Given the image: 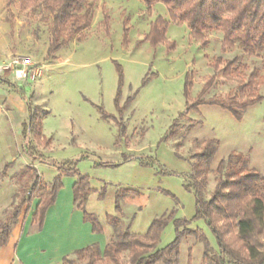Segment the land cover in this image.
Returning <instances> with one entry per match:
<instances>
[{
    "label": "rangeland",
    "instance_id": "374dc122",
    "mask_svg": "<svg viewBox=\"0 0 264 264\" xmlns=\"http://www.w3.org/2000/svg\"><path fill=\"white\" fill-rule=\"evenodd\" d=\"M89 2L93 14L82 39H72L48 57L51 16L41 0L25 4L0 0V64L16 56L28 57L34 63L38 74L13 83L23 90L27 101L38 107L43 134L50 139L47 147L32 142L45 159L32 162L20 151L21 128H11L14 153L7 160L14 162L0 184V221L19 203L24 184H31V166L48 183L60 174L59 166L71 164L75 172L88 176L94 192L88 196L85 210L94 214L103 227L100 236L90 237L88 225L73 203L76 174L62 175L58 202L48 217L46 214L42 232L34 236L35 226L30 223L37 199L29 209L22 207L16 249L23 236L27 238L21 242L19 255L15 250L13 264H60L62 255L77 261L73 252L64 253L94 241L103 245L112 234L107 215L119 217L137 234H144L156 217L171 215L158 249L173 241L175 219L191 220L189 228L202 230L216 249L215 238L205 222L192 220L194 194L185 188L190 184V156L199 151L202 141H217L206 176L205 199L214 191L218 164L227 161L229 154L245 156L248 168L264 175V64L260 55L245 54L236 46L223 50V35L215 29L204 33L207 45L203 46L189 35L184 23L171 22L166 40L154 46L145 37L157 16L169 19L163 3L147 9L142 0ZM234 56H240L241 63L232 79H226L220 70L224 60ZM217 57L222 59L220 63H216ZM254 70L259 72L256 93L263 98L247 107L241 118L217 105H201L178 120L179 135L169 136V128L185 111L186 103L229 94L245 100L249 93H239L241 83H247ZM186 80L190 82L187 94ZM118 92V106L126 105L121 115L115 103ZM129 97L132 101L125 104ZM6 103L0 101L2 109L8 106ZM103 114L120 120L124 134L113 119ZM7 160H2L0 167ZM125 189L138 194L119 200L117 211L116 195ZM234 236L232 233L227 239L245 255ZM202 252L201 242L184 237L178 264H204ZM126 259L123 253L122 260Z\"/></svg>",
    "mask_w": 264,
    "mask_h": 264
},
{
    "label": "trees",
    "instance_id": "16d2710c",
    "mask_svg": "<svg viewBox=\"0 0 264 264\" xmlns=\"http://www.w3.org/2000/svg\"><path fill=\"white\" fill-rule=\"evenodd\" d=\"M11 1V0H9ZM30 0H20L25 4ZM51 16L50 40L47 56H53L72 39H82L83 32L90 26L93 5L89 0H41ZM147 9L156 3H163L168 11L169 19L157 16L151 22L150 29L145 37L152 45L166 40V31L169 24L184 23L189 35L207 45L204 33L210 29L222 33V49L238 47L248 55H260L264 64V0H142ZM107 19V15H105ZM106 23V20H105ZM222 59L216 58V63ZM225 66L220 70L226 79H232L241 63L240 56L224 60ZM259 72L254 70L249 75L247 83H241L239 93H249L245 100H238L234 94L215 100H201L188 104L185 111L169 128L170 137L180 134L178 120L185 117L190 110H196L201 105H217L229 111L235 118H241L242 112L249 106L262 100L263 96L257 94V79ZM210 84V83H209ZM208 85V84H207ZM206 85V86H207ZM190 82H185V92L188 93ZM119 92L115 103L119 115L124 107L118 106ZM132 101L129 97L125 104ZM28 116L22 123V150L33 161H44V156L35 151L32 142L38 146L47 147L50 139L43 134L42 119L38 114V107L26 101ZM104 117L113 119L119 126L121 134L125 132L123 123L111 115ZM190 128V127H189ZM218 143L214 139H207L200 143L198 152L190 156L191 171L190 184L185 188L194 194L195 213L193 219H202L213 237L217 248L214 249L206 235L199 228H189L191 220L175 219V237L164 248L158 249L157 244L169 216L156 217L144 234L130 231L129 224L119 217L107 215V223L112 228V236L103 251L98 244L93 243L75 250L77 261L68 256L62 258L61 264H178L179 247L184 237H193L203 246L202 259L204 264H264V175L249 169L245 156L229 154L227 161H221L217 166L218 176L214 191L209 199L204 197L206 176L217 151ZM232 162V163H231ZM8 163L0 172V182L7 176ZM60 174L51 182H45L34 166L29 168L32 175L30 185L24 184L21 189V199L13 205L10 212L0 221V246L5 245L12 229L17 225L22 207L29 205L36 198L37 205L31 215L35 230L40 231L47 209L54 204L56 196L62 187L61 176L70 173L76 174L72 185V198L76 208L82 213V220L90 224L92 233H102V225L94 214L85 210L88 196L94 192L89 186L88 176L74 171L71 164L66 168L59 166ZM137 191L120 190L116 195L115 208L120 210L119 200ZM221 222V224H219ZM235 234L246 254L242 255L235 249L227 237ZM123 253L127 259L122 260Z\"/></svg>",
    "mask_w": 264,
    "mask_h": 264
},
{
    "label": "crops",
    "instance_id": "0c3cea01",
    "mask_svg": "<svg viewBox=\"0 0 264 264\" xmlns=\"http://www.w3.org/2000/svg\"><path fill=\"white\" fill-rule=\"evenodd\" d=\"M15 81L16 80H14V78L10 74H8L6 78L0 77V101L6 100V102H7L6 104L8 105L7 107H5V109H2L1 106H0V153H2V156L0 158V165L2 163V160H7V158H9V156L12 153H14V149H13L11 143H10L11 142L10 141V139H11L10 138L11 128H13L14 130L15 129L18 130V128H21V131H22V123H24L26 121L27 116H28V108H27V104H26L27 100L25 98L23 90L19 89L13 83ZM25 116H26V119L23 120ZM20 137H21V133H20ZM21 140H22V138H21ZM5 144L8 145L9 149L8 148H7V150L4 149ZM20 151L22 153L24 152L22 150V143L20 145ZM24 154L29 159H31V161H32V157H30L28 154H26V152H24ZM13 162H14L13 160L9 161V159H8L5 163H3V166L0 167V172L3 170V168H4V166L6 164L11 163V166H12ZM2 180H1V182H2ZM1 182H0V184H1ZM60 190H61V188H60ZM59 191H58V193H59ZM58 193H57V195H58ZM57 202H58V199H57V196H56V200H55L54 204L51 205L46 211L47 217L49 215L50 210L53 207H55ZM46 214H45V217H46ZM44 220H45V218H44ZM46 222H47V218H46L45 221H43V226H42V229L40 230L41 232L45 229ZM30 223L33 224L32 220H31ZM86 224L88 225V226L86 225L87 226L86 228H88V231L91 232L90 237L92 239H94V238L96 239V236H98V235L100 236L102 234V233H100V234L92 233L90 224H88V223H86ZM17 227H18V223L12 229V232L10 234L8 242L5 245L0 246V264H13L15 250L17 252V255H19L20 250L22 248L21 247V245H22L21 242L24 241L25 238H27V236L24 235L23 238L18 243V246H17V249H16V240L18 238L17 237V232H18L17 231ZM40 231H36L35 228H34V236H35L36 233H39ZM102 232H103V229H102ZM111 236H112V234H111ZM111 236H110V238H111ZM110 238L103 245H100L96 241L90 242V243H85L82 246H79L78 248H73L70 251L65 252L64 254L71 253V252L74 253L75 250L83 248V247H86V246H88L90 244H93V243H97L99 248H100V250L103 251L105 245L108 243ZM64 256L63 255L61 256L60 264L62 263V258Z\"/></svg>",
    "mask_w": 264,
    "mask_h": 264
},
{
    "label": "built area",
    "instance_id": "2783aa9c",
    "mask_svg": "<svg viewBox=\"0 0 264 264\" xmlns=\"http://www.w3.org/2000/svg\"><path fill=\"white\" fill-rule=\"evenodd\" d=\"M0 74H10L16 81H23L38 74L34 63L25 56H16L0 64Z\"/></svg>",
    "mask_w": 264,
    "mask_h": 264
}]
</instances>
